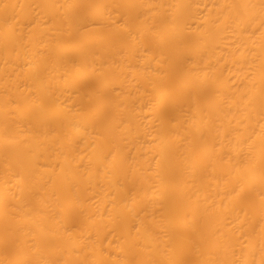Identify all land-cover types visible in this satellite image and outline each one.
<instances>
[{
  "label": "bare ground",
  "instance_id": "6f19581e",
  "mask_svg": "<svg viewBox=\"0 0 264 264\" xmlns=\"http://www.w3.org/2000/svg\"><path fill=\"white\" fill-rule=\"evenodd\" d=\"M0 264H264V0H0Z\"/></svg>",
  "mask_w": 264,
  "mask_h": 264
}]
</instances>
